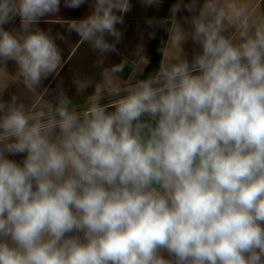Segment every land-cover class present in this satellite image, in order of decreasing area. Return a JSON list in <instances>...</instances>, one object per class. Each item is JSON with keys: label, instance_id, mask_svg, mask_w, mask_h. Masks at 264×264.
I'll use <instances>...</instances> for the list:
<instances>
[{"label": "clouds", "instance_id": "clouds-1", "mask_svg": "<svg viewBox=\"0 0 264 264\" xmlns=\"http://www.w3.org/2000/svg\"><path fill=\"white\" fill-rule=\"evenodd\" d=\"M219 2L177 0L170 12L189 13L200 51L107 104L98 87L82 109L59 100L37 119L0 101V264H264V18L233 39ZM61 3L0 0V62L30 91L60 66L63 36L33 25ZM129 10L91 0L68 30L113 52L106 37L119 42Z\"/></svg>", "mask_w": 264, "mask_h": 264}, {"label": "crops", "instance_id": "crops-1", "mask_svg": "<svg viewBox=\"0 0 264 264\" xmlns=\"http://www.w3.org/2000/svg\"><path fill=\"white\" fill-rule=\"evenodd\" d=\"M176 2L155 0L154 4L147 6L144 0H127L130 10L117 13L123 19L122 24L116 25L122 34L119 42L106 37L115 51L100 53L68 30L72 21L90 13L91 0L78 9L64 7L62 0L58 13L43 17L38 25H33V30L38 28L50 37L63 36L62 40H55L61 54L60 66L34 91H30L14 62H0V84L5 86L0 90V101L10 102L15 97V103L23 106L25 114L33 118L54 110L59 100H66L68 107L92 100L98 87L103 90V96L127 90L138 80L156 74L162 63H168L178 54L192 59L200 51V45L192 41L191 25L185 22L189 13L171 14L170 9ZM233 6L243 8L244 15H235ZM219 7L225 14L224 34L233 39L238 37L245 22L252 25L264 18V0H220ZM5 27L18 34L19 20ZM120 64L124 65L122 72H111ZM105 73L111 78H106ZM81 83L87 87L78 91ZM15 159L19 161L21 157Z\"/></svg>", "mask_w": 264, "mask_h": 264}, {"label": "water", "instance_id": "water-1", "mask_svg": "<svg viewBox=\"0 0 264 264\" xmlns=\"http://www.w3.org/2000/svg\"><path fill=\"white\" fill-rule=\"evenodd\" d=\"M126 90L124 91H120V92H117V93H113V94H109V95H105V96H102L101 100H102V103L106 104L108 103L111 99L117 97V96H120V95H123L125 94ZM93 100V99H92ZM92 100H89V101H86V102H83V103H80V104H77V105H73L69 108H78V109H82L83 108V105L86 104V103H89L91 102ZM49 113L47 114H44V115H40V116H37V117H33V118H42L46 115H48Z\"/></svg>", "mask_w": 264, "mask_h": 264}]
</instances>
